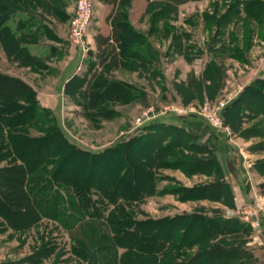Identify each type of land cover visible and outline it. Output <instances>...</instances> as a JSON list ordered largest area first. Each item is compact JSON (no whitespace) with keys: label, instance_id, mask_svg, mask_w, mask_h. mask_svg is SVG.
<instances>
[{"label":"trees","instance_id":"obj_1","mask_svg":"<svg viewBox=\"0 0 264 264\" xmlns=\"http://www.w3.org/2000/svg\"><path fill=\"white\" fill-rule=\"evenodd\" d=\"M104 1L116 8L108 20L111 33L102 38L104 43H115L108 67L150 70L160 76L157 52L144 32L125 18L129 0ZM187 1L146 0L149 30L158 32L164 25L158 28L157 22L171 17ZM240 3L245 16L264 21V0ZM59 6L58 0H0V45L5 55L23 66H40L41 57L27 47L37 41L30 30L36 9L60 20ZM15 16L13 28L10 22ZM163 29L168 32L166 25ZM209 66L217 70L216 62ZM105 74L96 73L87 81L72 76L65 85V93L94 128L115 116V105L138 101L148 106L138 86ZM237 101L227 108L235 111ZM191 137L182 128L151 120L141 132L99 151L80 148L38 104L28 84L0 73V161L5 162L0 166V219L14 230L26 229L41 217L55 222L71 240V254L85 264H257L245 246L248 224L226 217L221 210L199 207L160 218L136 217L133 204L160 193L175 194L179 201L208 199L233 206L231 189L220 178L213 155L199 149L197 139ZM203 152L208 158L198 155ZM160 168L179 169L186 176H216L191 186L174 182L176 186L160 192L158 181L167 179L158 174ZM39 242L33 253L47 257L52 248L43 239ZM201 258L208 261L199 263Z\"/></svg>","mask_w":264,"mask_h":264},{"label":"rangeland","instance_id":"obj_2","mask_svg":"<svg viewBox=\"0 0 264 264\" xmlns=\"http://www.w3.org/2000/svg\"><path fill=\"white\" fill-rule=\"evenodd\" d=\"M75 1L58 0L60 20L36 9V22L30 30L36 33L37 41L27 47L32 54L41 57L40 66L31 68L15 62L5 55L0 45V73L15 76L28 84L38 104L50 111L66 137L78 147L90 151H99L118 139L141 132V126L151 120L175 114L165 110L164 106L174 107L177 116L196 115L205 125L208 124L198 113L210 111L218 117L219 128L215 130L226 136L222 139L225 142L218 147L228 149L220 160L223 169L230 171L226 176L235 187V206L208 199L181 203L175 194L160 193L134 203L136 217L160 218L203 207L221 210L224 215L237 217L248 224L246 240L253 231L264 230V101L261 99L262 95L264 97V21L257 23L245 16L240 3L244 0H190L179 4L171 17L157 22L158 28L162 27L161 24L166 25L168 32L163 27L156 32L149 30L150 13L144 11L146 0H129L125 18L135 30L144 32L152 49L159 53V67H156L161 70L162 77L154 79L146 71L139 75L118 70L112 65L108 67L109 58L116 51L115 43H104L102 38L111 33L108 20L116 10L111 3L86 0L90 18L87 26L84 23L83 42L72 41L68 35V21ZM205 15L211 18L207 17L206 21ZM263 15L261 19L264 20ZM17 20L15 16L10 22L13 28ZM214 62L216 71L210 70L209 66ZM68 65L69 69H76L71 76ZM99 72L106 73L107 78L137 83L145 88L151 104L144 108L133 102L115 105V116L102 120L94 128L83 116L80 106L64 90L72 76L85 77L87 81ZM174 79L180 80L175 83L181 85L177 98L169 89L162 92L157 84L160 81L168 88ZM248 88L260 96L252 95ZM235 100H238L235 111L228 109ZM40 101H46L52 107L42 105ZM152 110L156 112L155 116L143 118L145 122L136 126V118ZM30 132L39 134L32 129ZM208 137L205 131V139ZM197 147L209 150L204 141L198 140ZM209 151L220 168L219 157ZM199 156L208 158L209 155ZM4 163L0 161V166ZM169 170H158V174L167 179L158 181L157 191L176 186L174 182L189 185L210 182L200 175L203 173H192L187 179L179 169ZM223 181L229 186L226 179ZM40 239L47 241L52 248L47 257L33 253ZM70 245L66 231L47 218L41 217L34 225L20 230L7 227L0 219V264H85L71 254ZM257 247L255 252L264 262V247ZM204 261L208 260L201 258L198 262Z\"/></svg>","mask_w":264,"mask_h":264},{"label":"crops","instance_id":"obj_3","mask_svg":"<svg viewBox=\"0 0 264 264\" xmlns=\"http://www.w3.org/2000/svg\"><path fill=\"white\" fill-rule=\"evenodd\" d=\"M109 36V35H108ZM92 48V46H91ZM155 50V49H154ZM181 56V55H180ZM185 61H187L183 56H181ZM158 58H159V53L157 51V59H156V66L159 67L158 65ZM188 62V61H187ZM186 62V63H187ZM69 65H68V69L70 71V76L73 75L74 73H76V69H72L70 68L69 69ZM116 69L118 70H121V71H125L127 73H132V72H136L140 75V73L142 74V72H145L144 70L142 69H135V70H126V69H122L120 67H115ZM159 73L161 74V70H159V68H157ZM146 72L148 74H150V77L152 78H156V79H159L160 76L157 75V76H153L151 73H150V70H146ZM162 77V76H161ZM122 80V79H120ZM175 81L171 82L170 85L168 86V88H165L164 84L161 83L160 81L157 83L158 86L160 87L161 91L165 92L167 91V89H169V92H172L173 96H175V98H177L179 96V87L181 85H178L177 83L175 82H179L180 80H176L174 79ZM124 82H127V83H131V84H134L136 86H138L137 83L135 82H131V81H126V80H122ZM144 93H145V99L146 101L148 102V105L151 104V102L148 100V95L146 93V90L145 88L141 87V86H138ZM41 102V101H40ZM133 103H137L140 107L144 108L146 106H143L141 105L138 101H132ZM42 105H45V106H49V107H52L50 105V103H47L46 101H42L41 102ZM54 105V104H53ZM124 105V104H123ZM155 121L157 122H160V123H164V124H170V125H174V126H177L179 128H182L185 132H187L188 134H190L194 139H197V141L199 140L200 142H203L204 141V144L205 146H207V148H209V150H211V152L214 154V155H217L219 157L218 159V162L220 164V178L221 179H226V181L228 182L227 180V176L230 171H225L223 168V163H222V160H220V157H224L227 153V147H218V145L220 143H224L225 141H222L223 137H226L223 133H219L218 131H216L215 129L213 128H208V126L205 125V123L203 122L202 118L196 116V115H193V114H187V115H182V116H177L176 114H171L169 116H165V117H159L154 119ZM205 131L207 133V135L209 136L208 139H205ZM200 154H205V153H198V155ZM161 170L165 169V170H168L170 171L169 169L170 168H160ZM159 169V170H160ZM228 173V174H226ZM200 175H203V177H207L208 178V181H212L215 179V174H200ZM184 177H188L186 175H183ZM188 179V178H187ZM203 183V182H202ZM205 183V182H204ZM229 183V182H228ZM184 186H191L189 184H186V183H182ZM229 187L230 189H232V193H235L234 191V186L232 184L229 183ZM181 203H184L187 201H180ZM219 202V201H217ZM232 203L233 205L235 206V203H236V193L234 195V197H232ZM232 210V208H230ZM189 211V210H188ZM188 211H185V212H188ZM180 212H183V211H180ZM226 217H229L230 215H225ZM245 246L247 248V250H249V252L251 253L252 257L254 258L255 262L257 264H264L263 261H260L258 255L256 254V249H258L257 246H262L264 247V230L258 232V231H253V234L250 235L249 239L245 242ZM257 247V248H256Z\"/></svg>","mask_w":264,"mask_h":264},{"label":"built area","instance_id":"obj_4","mask_svg":"<svg viewBox=\"0 0 264 264\" xmlns=\"http://www.w3.org/2000/svg\"><path fill=\"white\" fill-rule=\"evenodd\" d=\"M89 4L87 3L86 0H76L75 1V5H74V10L73 13L68 21V35L71 38L72 41L81 44L83 42V30L85 29V27L88 25V21H89V16H90V11H89ZM82 23H80V21H82ZM84 23H86L84 26ZM165 110L171 111L173 113L176 114V109L172 106H164ZM156 112H154L153 110L151 112H148L146 114H144L145 116L143 117H137L136 118V126L143 124L145 121L143 118L147 119V118H152L154 117ZM199 115H201L204 120L206 121V123L208 124L209 127L213 128V129H217L219 128V125L217 123V116H215V114L211 113L210 111L198 113ZM157 115V114H156Z\"/></svg>","mask_w":264,"mask_h":264}]
</instances>
